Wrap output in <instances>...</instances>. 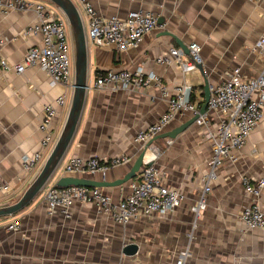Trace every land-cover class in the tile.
<instances>
[{"label":"crops","instance_id":"0c3cea01","mask_svg":"<svg viewBox=\"0 0 264 264\" xmlns=\"http://www.w3.org/2000/svg\"><path fill=\"white\" fill-rule=\"evenodd\" d=\"M51 10L63 15L56 5L45 0ZM83 16L86 31L89 16L85 2L103 17L124 18L134 10H144L161 20L160 24L134 47L126 51L114 45L89 50V83L84 108L75 136L62 160L71 156L111 160L128 157L129 161L111 167L105 173L77 174L95 180L115 181L123 178L143 151L137 134L154 124L168 109V97L158 88L114 90L94 86L97 74L108 70H136L157 74L170 95L188 82L193 88L195 108L204 102L205 80L212 90L228 79V72L240 68L245 79L257 76L264 65L261 55L251 51L264 34V1L250 0H74ZM40 16L31 7L26 10L0 8V55L10 63L20 62L33 46H40L43 35H26L30 24H39ZM169 32L170 34H165ZM179 41V42H178ZM201 46L200 68L184 72L176 63H158L169 55L171 47ZM182 49V48H181ZM187 59L191 55H185ZM72 90L50 84L49 75L39 66L23 74L0 70V186L10 184L17 200L30 184L23 158L44 152L42 129L45 106ZM70 102L58 110L52 121L55 138L61 134ZM208 126L196 121L175 138H160L147 157L157 154V166L165 184L184 194L182 203L162 216L132 219L119 223L92 203L75 201L70 216L57 211L50 215L41 194L16 215L0 218V264H176L182 251L188 256L184 264H264V230L249 229L241 212L253 204L264 211V190L259 195L248 192L243 183L264 179V117L237 153L236 162L226 160L218 170L206 194V209L196 218L192 207L202 194L210 169L212 146L206 133L223 115L209 109ZM194 116L179 112L161 133L172 131ZM160 133V134H161ZM61 162V163H62ZM60 171V170H59ZM139 179V175L136 180ZM54 178L49 185H54ZM133 181L102 187L114 202L132 192ZM0 197L4 194L0 193ZM6 198V197H5ZM5 198L0 199L4 200ZM21 221L18 231L5 228L8 222ZM134 243L135 255L124 248Z\"/></svg>","mask_w":264,"mask_h":264},{"label":"built area","instance_id":"2783aa9c","mask_svg":"<svg viewBox=\"0 0 264 264\" xmlns=\"http://www.w3.org/2000/svg\"><path fill=\"white\" fill-rule=\"evenodd\" d=\"M264 1V0H250ZM31 7L40 16L39 24H30L25 29L26 35L41 33L43 42L40 46L31 47L23 59L18 63H10L0 55V70L23 74L32 66H39L47 72L50 84H62L70 91L74 89L73 47L71 45L70 25L63 15L54 13L44 2H28L24 0H0V8L4 10ZM85 9L89 16L87 36L97 46L114 45L120 51L138 46L145 36L157 27V17L144 10H134L126 17H103L94 7L85 2ZM191 58L187 59L181 48L171 47L169 55L158 58V63H176L184 72H192L201 63V46L193 43L190 47ZM251 51L264 59V34L253 45ZM89 83V87H90ZM94 86L98 89L111 87L114 90L152 89L158 88L168 97L167 111L152 125L141 130L135 140L146 144L161 132L177 116L179 112L191 111L199 114V109L192 103L193 88L186 82L176 88L170 95L163 86L160 77L153 72H146L139 67L136 70H108L100 74ZM88 87V88H89ZM71 102V96L66 93L60 95L55 104L45 106L42 129L45 133L43 139L44 152L26 155L23 158V167L27 174L34 175L42 167L46 157L51 152L57 139L52 132V121L58 110ZM209 109L218 111L223 115L220 122L205 134L212 146L210 169L205 177V187L193 205L192 210L196 218L206 209V194L211 191V182L217 179L218 170L226 160L236 162L237 153L243 148L247 138L259 125L264 117V65L257 76L243 78L240 68L228 72V79L216 86L208 102ZM200 126H208L210 120L207 112L201 114L196 121ZM145 146V145H144ZM154 149L153 145L150 150ZM149 151V150H148ZM157 154L145 159L139 179L133 181L132 192L119 202L99 187L70 186L59 188L48 185L44 191V201L50 215L60 211L70 216V210L75 201L95 204L101 212L110 215L119 223H127L132 219L150 217L155 214L166 215L178 207L184 200V194L178 189L165 184V177L157 166ZM129 161V158L115 157L111 160L99 158H83L71 156L63 161L58 170L60 174L77 175L83 172L105 173L114 166ZM243 183L248 192L259 195L264 190V179L252 181L244 176ZM15 192L10 184L0 186V193L5 198L0 204L8 202L9 196ZM241 219L249 229L264 230V211L259 205L253 204L241 212ZM22 227L21 221L15 219L8 222L5 228L9 231H18ZM188 256L182 251L176 264H184Z\"/></svg>","mask_w":264,"mask_h":264},{"label":"water","instance_id":"95a60500","mask_svg":"<svg viewBox=\"0 0 264 264\" xmlns=\"http://www.w3.org/2000/svg\"><path fill=\"white\" fill-rule=\"evenodd\" d=\"M57 7H59L66 18L68 19L72 43H73V60H74V89L72 91L71 102L68 117L65 126L58 136L57 141L52 148L51 152L46 157L42 167L34 175L30 184L19 197L17 201H8L0 204V218L11 217L18 214L29 206L41 192L52 182L55 178V186L59 188H66L70 186H87V187H111L117 185H123L130 181H135L140 174L148 150L152 147L154 142L160 138H175L177 134L190 127L201 114H205L208 110V102L211 96V88L208 84V80H205V97L204 104L202 105L199 114L194 115L187 122L183 123L179 127L172 131L161 133L155 138L145 144L143 151L135 159L130 170L115 181L95 180L87 177H81L79 175L60 174L58 168L69 148L84 108L86 93L89 87V50L88 46L90 40L87 36V31L83 21V16L77 4L74 0H45ZM161 20L158 19L157 24H160ZM165 34H170L166 32ZM179 42V41H178ZM184 54L189 55L190 50L186 48L181 42L179 43ZM201 72H203L201 65H198ZM139 247L137 244L130 243L124 248V253L127 255H135L138 253Z\"/></svg>","mask_w":264,"mask_h":264},{"label":"trees","instance_id":"16d2710c","mask_svg":"<svg viewBox=\"0 0 264 264\" xmlns=\"http://www.w3.org/2000/svg\"><path fill=\"white\" fill-rule=\"evenodd\" d=\"M102 73H103V72H101V73H98V74H97V77H98L100 74H102ZM194 102H195V96H194V95H192V103H194ZM203 103H204L203 101H200V103H199V104L201 105V104H203Z\"/></svg>","mask_w":264,"mask_h":264},{"label":"rangeland","instance_id":"374dc122","mask_svg":"<svg viewBox=\"0 0 264 264\" xmlns=\"http://www.w3.org/2000/svg\"><path fill=\"white\" fill-rule=\"evenodd\" d=\"M70 35H71V30H70ZM71 45H72V47H73V43H72V35H71ZM73 70H74V64H73ZM59 173V170H58V172H57V174ZM19 199V198H18ZM17 199V200H18ZM17 200H15V201H17Z\"/></svg>","mask_w":264,"mask_h":264}]
</instances>
